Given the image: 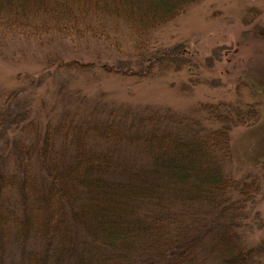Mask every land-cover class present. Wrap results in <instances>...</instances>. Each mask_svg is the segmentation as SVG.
Segmentation results:
<instances>
[{
	"label": "trees",
	"instance_id": "16d2710c",
	"mask_svg": "<svg viewBox=\"0 0 264 264\" xmlns=\"http://www.w3.org/2000/svg\"><path fill=\"white\" fill-rule=\"evenodd\" d=\"M200 1L0 0V32L94 44L58 65L144 76L153 32ZM18 94L0 103V264L256 263L231 199L253 182L226 167L254 109L145 105L40 130Z\"/></svg>",
	"mask_w": 264,
	"mask_h": 264
},
{
	"label": "rangeland",
	"instance_id": "374dc122",
	"mask_svg": "<svg viewBox=\"0 0 264 264\" xmlns=\"http://www.w3.org/2000/svg\"><path fill=\"white\" fill-rule=\"evenodd\" d=\"M67 44L0 32V103L9 92L19 93L20 105L40 130L145 105L190 113L201 104L225 103L256 111L229 132L226 167L235 180L253 182L247 200L231 195L240 207L233 227L237 241L255 250L252 264H264V0H201L190 6L153 32L148 54L155 60L144 76L97 65L59 66V60L92 59L97 49Z\"/></svg>",
	"mask_w": 264,
	"mask_h": 264
}]
</instances>
